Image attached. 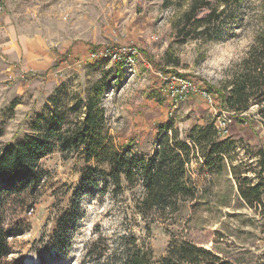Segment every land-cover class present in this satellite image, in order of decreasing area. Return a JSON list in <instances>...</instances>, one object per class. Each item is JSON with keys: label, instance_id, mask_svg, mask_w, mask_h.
<instances>
[{"label": "rangeland", "instance_id": "1", "mask_svg": "<svg viewBox=\"0 0 264 264\" xmlns=\"http://www.w3.org/2000/svg\"><path fill=\"white\" fill-rule=\"evenodd\" d=\"M258 4L245 0L244 8L256 14ZM187 6L188 0H0V146L35 133L39 114L56 115L65 128L83 111L72 108L75 101L97 86L104 130L122 153L150 155L167 120L185 136L194 123L224 118L221 136L236 147L221 167L191 161L195 197L149 229L134 209L139 180L122 179L116 189L93 170L94 161L55 150L40 160L43 183L34 191L18 192L0 180V235H7L0 264H119L129 235L153 261L177 238L223 262L264 264V189L261 204L249 207L234 177L264 186V120L255 105L240 115L224 110L216 92L254 41L257 17L243 27L225 23L218 41L176 44L173 22ZM207 12L202 8L198 17ZM119 46L135 49L134 72L90 58ZM170 57L178 62L166 65ZM169 76L189 80L193 93L173 103L164 81ZM98 237L104 242L93 249L104 251L106 262L86 255Z\"/></svg>", "mask_w": 264, "mask_h": 264}, {"label": "trees", "instance_id": "2", "mask_svg": "<svg viewBox=\"0 0 264 264\" xmlns=\"http://www.w3.org/2000/svg\"><path fill=\"white\" fill-rule=\"evenodd\" d=\"M244 4L245 0H188L187 8L173 22V41L176 44L189 40L218 41L223 37L225 23L243 27L249 19L257 17L254 41L216 92L224 110L240 115L255 105L260 120H264V0H259L258 14L246 10ZM204 7L208 9L207 14L198 17ZM172 62L176 64L177 58L170 57L165 64L171 66ZM100 94L101 88L96 86L86 98H78L72 108L83 111L65 128L56 115L39 114L32 122L35 133L1 145L0 180L12 183L18 192H32L43 183V172L39 169L43 157L55 150L75 153L85 163L94 161L93 170L107 176L116 189H121L122 179L127 184L140 181L142 191L134 199V209L149 229L158 219L167 220L178 213L182 202L195 197L188 169L191 161L202 160V166L211 169L221 167L227 157L232 160L235 141L222 137L213 120L192 124L185 136H180L173 121L167 120L161 126L156 147L150 155L122 153L104 130ZM17 103L14 99L9 107L12 109ZM260 164L264 166V159ZM102 166L106 167L104 171L100 169ZM231 169L235 170L236 166ZM234 177L238 194L245 203L249 207L261 204L264 186H254L236 174ZM6 237L0 235V251L7 246ZM123 239L128 245L121 251L119 264H230L210 249L177 238H170L165 254L153 261L147 251L137 246L133 235ZM98 242L104 240L98 237L92 241L86 255L94 252L97 261L106 262L104 251L93 249Z\"/></svg>", "mask_w": 264, "mask_h": 264}, {"label": "built area", "instance_id": "3", "mask_svg": "<svg viewBox=\"0 0 264 264\" xmlns=\"http://www.w3.org/2000/svg\"><path fill=\"white\" fill-rule=\"evenodd\" d=\"M152 39H155V36H151ZM135 49L131 47H115V48H105L100 49L97 52H92L90 54V58L94 61L98 60H106L110 64H118L121 67L122 72L128 73V72H134L135 68ZM166 81V91L167 96L173 101V103H179L180 101H183L186 99L188 94L192 90H194V87L192 83L181 77L176 76H169L164 78ZM205 96L206 94L203 93ZM207 97V96H206ZM216 128L221 135L223 133V130L225 129L226 120L222 118L219 122L216 124Z\"/></svg>", "mask_w": 264, "mask_h": 264}, {"label": "crops", "instance_id": "4", "mask_svg": "<svg viewBox=\"0 0 264 264\" xmlns=\"http://www.w3.org/2000/svg\"><path fill=\"white\" fill-rule=\"evenodd\" d=\"M156 147V146H155ZM155 149V148H154Z\"/></svg>", "mask_w": 264, "mask_h": 264}]
</instances>
